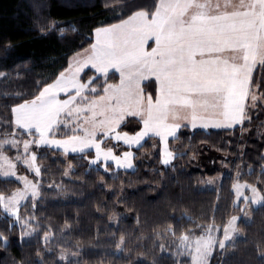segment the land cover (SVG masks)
Wrapping results in <instances>:
<instances>
[{
	"label": "trees",
	"instance_id": "trees-1",
	"mask_svg": "<svg viewBox=\"0 0 264 264\" xmlns=\"http://www.w3.org/2000/svg\"><path fill=\"white\" fill-rule=\"evenodd\" d=\"M152 2L0 0V69L11 77L0 81V132L11 131L14 104L31 98L93 42L94 28L116 22L127 11L123 5L147 10ZM259 111L233 129L182 128L170 141L169 165L161 163L153 139L135 150L133 170L112 166L105 172L90 157L38 149L41 175L31 177L39 181L40 195L35 208L26 201L20 209L33 217L35 231L21 237L20 226L9 228L12 218L0 211V232L9 237L7 246L0 243V264H189L175 255L177 236L199 234L197 225L222 226L238 212L237 179L264 189V108ZM221 161L231 172L217 186H205L206 177L222 174ZM21 186L0 175V192ZM250 213L249 221L239 222L241 236L215 252L210 264H264V202ZM121 235L125 242L118 249Z\"/></svg>",
	"mask_w": 264,
	"mask_h": 264
},
{
	"label": "snow or ice",
	"instance_id": "snow-or-ice-1",
	"mask_svg": "<svg viewBox=\"0 0 264 264\" xmlns=\"http://www.w3.org/2000/svg\"><path fill=\"white\" fill-rule=\"evenodd\" d=\"M123 7L116 22L93 29V42L67 67L11 107V132L0 134V175L16 177L23 187L0 192V211L12 218L9 228L20 226L21 237L35 231H27L33 217L20 209L29 199L36 207L39 181L17 176L9 151L36 177L41 168L33 147L90 157L108 172L112 164L131 169L133 146L155 138L161 163L169 165V138L180 129H231L248 118L249 97L257 99L250 85L254 68L264 66V0H153L147 10ZM149 79L154 88L146 93L142 85ZM133 120L136 127L124 130ZM121 144L127 150L117 154ZM232 187L245 205L264 202V189L254 184L237 179ZM237 219L197 225L199 234L181 232L174 241L178 252L191 264H207L213 248L225 249L238 232ZM221 227L218 238L213 233ZM168 231L176 236L171 226ZM8 239L0 232V243L7 246ZM124 242L121 235L116 248Z\"/></svg>",
	"mask_w": 264,
	"mask_h": 264
},
{
	"label": "rangeland",
	"instance_id": "rangeland-1",
	"mask_svg": "<svg viewBox=\"0 0 264 264\" xmlns=\"http://www.w3.org/2000/svg\"><path fill=\"white\" fill-rule=\"evenodd\" d=\"M151 43V42H150ZM89 47V46H88ZM88 47H86V48H88ZM86 48H84V49H86ZM83 51V49L82 50H80V51H76V52H74L71 56H70V59L72 58V57H74L77 53H80V52H82ZM69 59V60H70ZM0 73H3L4 75H0V81H2V80H7V81H11V77L9 76V72L7 71H4V70H2V69H0ZM118 76V75H117ZM48 82H50V81H48ZM264 82V66H260L259 64L254 68V70H253V81H252V83H251V85H250V93H252V94H255L256 95V97H257V99L255 100V101H252L251 100V98L249 97V100L247 101V113H248V118L244 121V123L247 121V120H250V118L252 117V115L254 114V113H258V112H260L259 111V109L260 108H264V86H262V83ZM40 83H42V82H40ZM146 85V86H145ZM264 85V84H263ZM143 87H144V89H145V92L147 93V92H149V91H152L153 90V88H154V83L152 82V80L151 79H149V80H147V81H144L143 82V85H142ZM4 94H8V93H4ZM5 96H8V95H5ZM128 119H132V118H128ZM240 125H242V124H240ZM237 126H239V125H236V126H234L233 128H235V127H237ZM133 127H136V124H135V121H132V123H129L128 124V126H127V128H125L124 130H130L131 128H133ZM190 128V127H189ZM233 128H231V129H233ZM11 129V128H10ZM197 129H203V128H197ZM209 129H217V128H207V129H205V130H209ZM181 130V129H180ZM179 130V131H180ZM4 132H11V131H8V130H5V131H3V132H0V134H2V133H4ZM262 133H264V132H262ZM0 138H3V136L2 135H0ZM171 139L172 138H169V149L171 150V151H173V153H174V150H173V148H174V146L172 147V145H171ZM146 140H147V138H146ZM145 140V141H146ZM153 140H154V142H155V144L154 145H157V146H159L158 145V141L155 139V138H153ZM145 141H143L142 142V145L145 143ZM156 147V146H155ZM137 148H139V146H133V148L131 149V151L134 153V155H135V150L137 149ZM160 149V148H159ZM175 149V148H174ZM33 150L34 151H36V153H37V150L38 149H36L35 147H33ZM124 150H127L126 149V146H124V145H120L117 149H115V151L117 152V154H120L122 151H124ZM93 152H94V150H92ZM8 155L10 156V157H12L13 158V160H14V162L16 163V174H17V176H21V175H26L28 178H29V180H32V181H38V180H35V179H37L36 177H34V179L31 177L32 175H35L34 174V172H30L28 169H27V167H26V165H24L23 164V162H22V160L21 161H16L14 158H15V156H16V152H15V150H12V151H9L8 152ZM38 158V157H37ZM133 167L131 168V169H125V168H117L114 164H112V166L115 168V169H125V170H133L135 167H136V163H135V158H134V156H133ZM36 163H37V165L39 166V164H38V162L36 161ZM171 163V162H170ZM221 166H223V169H222V174H220V175H218V176H210V177H206L205 178V180H206V183H205V186H207V187H215V186H217L218 185V183L220 182V180H221V178H222V175H224V174H227V173H230L231 172V170H230V168L228 167V166H226V164L225 163H223V161H221ZM98 165V164H97ZM40 167V166H39ZM1 176H3V175H1ZM3 177H6V178H12V179H16V177H14V176H3ZM17 180V179H16ZM209 181H211V183H209ZM240 183H245V182H242V181H239ZM21 183V182H20ZM21 187H23V184L21 183ZM40 191V190H39ZM233 191H234V189H233ZM245 192H246V194H250V193H248V191H247V189H245ZM39 197V196H38ZM38 199V198H37ZM27 201H31L30 199L29 200H27ZM25 202L26 201H24V202H22V205H24L25 204ZM263 203V202H262ZM262 203H260V204H262ZM260 204H251V203H249V204H247V205H245L244 203H243V201L242 200H240V201H238L237 199H236V196H235V191H234V206H236V207H238V212H236V213H233L231 216H233V215H235V216H237L238 217V219H237V222H236V227H237V229H238V232L237 233H235L234 235H233V238L231 239V240H229V241H226V247L229 245V244H231V243H233L234 242V240L236 239V238H239L240 236H241V230H240V228H239V222L242 220V221H249L250 220V218H251V213H250V209H251V207L252 206H258V205H260ZM21 205V206H22ZM244 209V211H241V209ZM230 216V217H231ZM229 217V218H230ZM30 223H31V221H30ZM33 228V225L31 224V228H29V229H27V231H31V229ZM35 229V228H34ZM222 231H223V229H222V227H221V230L219 231V232H214L213 233V235L214 236H217L218 238H220V237H222ZM34 231H32V233H33ZM27 236V235H26ZM163 239H165V236L163 237ZM226 249V248H225ZM225 249H220L219 248V246L217 245V246H215L214 248H213V250H212V252H211V254L209 255V257H208V259H207V264H210V260H211V257L215 254V252H217L218 250L219 251H224ZM174 251H175V255L181 260V259H186V258H188L189 259V261H190V263L189 264H191V257L190 256H188L187 255V253H179L178 252V250H177V248H176V246H175V249H174ZM64 260H66V259H64Z\"/></svg>",
	"mask_w": 264,
	"mask_h": 264
}]
</instances>
